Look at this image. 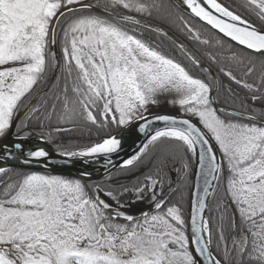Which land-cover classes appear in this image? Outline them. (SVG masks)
I'll list each match as a JSON object with an SVG mask.
<instances>
[{
	"label": "snow or ice",
	"instance_id": "snow-or-ice-1",
	"mask_svg": "<svg viewBox=\"0 0 264 264\" xmlns=\"http://www.w3.org/2000/svg\"><path fill=\"white\" fill-rule=\"evenodd\" d=\"M180 2L194 17L251 50L247 57L233 53L230 60L244 77L258 68V83L221 71L248 89L252 101L264 103V31L218 0ZM240 7L264 22V0H244ZM121 9L148 16L173 11L163 0H0V139L10 133L22 139L18 125L27 128L25 120L33 117L40 127L54 118L97 129L115 126L137 138L143 133L146 141L123 160L121 169L143 165L150 155L155 165L146 182L121 185L122 191L0 166V264H264V111L257 113L247 101L239 110L217 107L210 85L153 47L136 28L126 27L141 21ZM58 36L59 59L54 50ZM57 71L62 74L57 82L62 78L64 83L54 91L49 79ZM165 94H174L171 102L197 117L202 127L171 115H145ZM154 122L164 127L153 128ZM166 141L179 142L185 155L197 157L205 185V195L197 193L190 213L191 244L182 208L178 202L168 204L164 180L156 178L174 158ZM124 143V134L109 131L79 151L58 147L69 162L104 157L112 164V155L123 152ZM24 151L20 142L0 145V159ZM49 159L50 153L37 147L23 163L47 168ZM188 167L184 165L185 172ZM222 180L226 184L217 200L214 248L206 200ZM125 193L132 194V203L147 196L154 211L139 217L126 211L129 204L120 200Z\"/></svg>",
	"mask_w": 264,
	"mask_h": 264
},
{
	"label": "trees",
	"instance_id": "trees-1",
	"mask_svg": "<svg viewBox=\"0 0 264 264\" xmlns=\"http://www.w3.org/2000/svg\"><path fill=\"white\" fill-rule=\"evenodd\" d=\"M218 1L225 6H228L230 10L238 12L240 15H242V17L248 19L250 23L256 27L264 29V22H261L254 13L246 11L245 8L240 7V5L244 3V0ZM145 2H151V0H145ZM163 2L172 8L173 11L171 15H168L167 13L161 14L153 11V14L148 16L146 14L128 12L127 10L121 9L120 11H122L125 15H132L135 19L141 21L140 26L133 24H128L125 26L128 28H136V33L138 35L143 33V37L147 39V41L153 47H159V49L165 54L171 56L183 66H185L193 77L199 78L208 83L214 90L215 81L213 78L207 71L194 63L189 55L184 51V49H187L189 53H191L193 57H195L199 62L210 68L215 73L217 78L218 89L215 99L220 102L218 103L220 107H224L227 110H239L240 105L247 101L248 104L252 105V107L256 109L257 113L264 111V103L261 101H252V93L249 92L248 89L238 85L229 77H227L224 71H221V69H224L225 71H232L237 79H246L249 83H258V68L256 72L252 73V75L244 77L243 72L236 68V66L230 60V57L233 55V53L244 57H247L250 53L236 47L229 41L216 34L207 26L185 14L177 6H175L171 0H163ZM94 3H96V0ZM180 17H183V20H181ZM185 21L187 22L188 26L200 34L201 40L207 39L209 43L204 44L201 43V40L194 39L193 33L189 32L188 28L185 27ZM142 24H146V26ZM162 30L167 31L176 37L181 42L183 47L181 48L174 41L164 35ZM57 39L58 44L56 45V49L57 58L59 59L60 36H58ZM217 41H220L223 46L221 47ZM257 57L259 58V56ZM57 76H62V74L59 71L54 72L49 79V85H52V89L54 91H59V88L64 83L62 78L59 80V82H57ZM229 89H231V93H229ZM234 98L235 102L233 103ZM39 106H41L43 111V105ZM25 123L28 124L27 128H24L22 125H18L22 128L20 135L27 136L30 133L38 134L43 132V137L47 138L58 151H60L58 146H63L73 151H79L83 147L89 146L105 138L109 131L112 135H115L121 130L115 126H113L110 130L97 129L90 123L86 124L83 122L73 125L70 123L57 122L55 118L51 122L45 121L43 127L38 126L35 117H33L31 120H25ZM56 127L70 129V131L56 132ZM49 133H51V136L48 135ZM165 143L173 150L174 158L169 159L167 162V166L164 169V175L162 177L156 178H162L164 180L163 191L166 194V197L170 194L168 204L170 205L172 203L178 202L179 206L182 208L183 217L186 223H188L190 197L193 184L194 156L191 153L185 155L183 149L179 148V142L166 141ZM156 151L158 150L153 149V153ZM151 160L152 156L150 155L147 159H145L143 165H139L136 168L129 170L122 169L105 179L86 183L106 184L108 188H111L115 191H122L121 185L132 187L134 185L146 182V176L155 174V165L151 163ZM185 164L189 166L187 172H185L184 169ZM11 170L31 172L19 169ZM225 184L226 182L222 180L219 188H215V195L212 196L208 209L207 218L210 221L214 233V248L215 233L217 231L215 227L217 218V200L223 196Z\"/></svg>",
	"mask_w": 264,
	"mask_h": 264
},
{
	"label": "water",
	"instance_id": "water-1",
	"mask_svg": "<svg viewBox=\"0 0 264 264\" xmlns=\"http://www.w3.org/2000/svg\"><path fill=\"white\" fill-rule=\"evenodd\" d=\"M171 1L175 6H177L185 14L189 15L193 19H195L198 22L202 23L203 25L207 26L212 31H214L216 34H218L219 36L224 38L225 40L229 41L230 43H232L233 45H235L236 47H238L240 49H243L249 53L251 52V50H247L244 46L238 45V44H236V42L231 41L230 38L223 36V34L219 33L218 30L211 28L210 25H207L206 22L201 21L197 17H194L190 13V10H188L185 6H183L181 4L180 0H171ZM73 7H75V6H73ZM97 11H99V10L97 9ZM142 25L146 26V24H142ZM253 26H255V25H253ZM256 28L258 30L264 31V29H261L259 27H256ZM162 33L181 47V45H182L181 42L176 37H174L171 33L167 32L165 30H162ZM54 50L56 51V47ZM184 51L189 55V57L191 59L193 58V55L191 53H189V51L187 49H184ZM56 53H57V51H56ZM256 55L259 56V54H256ZM195 60H197V59L195 58ZM197 65L200 68L207 71L209 73V75L213 78V80L215 81V88H214V91L212 93L213 98L215 99L217 89H218V83H217V78H216L215 73L210 68H208L206 65L202 64L201 62H199ZM217 107H220V106L217 104ZM229 111H233V110H229ZM20 115H21V117H23L24 112L22 111ZM155 115H171V116H175L178 119H188L191 122L195 123L198 127H202L194 119L187 117V116L180 115V114L153 113V114H148L147 116L153 117ZM140 123H142V122H140ZM133 127H135V125H133ZM152 127L153 128H162V127H164V123L163 122H154ZM125 133H126V130L121 129L117 134H115L117 136L124 134V142L125 143H124V151L123 152H120L118 155L117 154L112 155V157H111L112 164H106L104 157H99L98 159H94V160L92 158H74L71 160V162H69L67 160V158L60 156L59 153L55 151V149L51 145V142L45 137H38L37 134L31 133L28 136H21L23 138L17 140L16 137L12 133H10L8 136L4 137L3 139H0V145H4V144L11 145L14 143V141L20 142V143H22L25 151H24L23 155L17 153L14 158L5 157L3 159H0V166H3V167L8 168V169H19V170H26V171L44 173V174H49V173L50 174H57V175H62L66 178H79V179L83 180L84 182H93V181L102 180V179H105V178L109 177L110 175L116 173L117 171L122 170L120 168V165L123 162V160L127 159L131 154H133L140 147V145L142 143L146 142L143 133H140L138 138L136 137V135H128ZM134 139L136 142L133 145L132 141ZM37 147H43L50 153V159L48 161V167L47 168H45L41 164H38L35 162L29 163V164L23 163V160H24L25 156L27 155V152L30 150H33ZM217 154L219 155V153H217ZM193 156H194V172H193V184H192V191H191V197H190L189 218H188V223H189L188 234L190 236V244H191L192 239H194L192 237L191 229H190V213H191L192 205H193L194 200L196 199L197 193H199L200 196L205 195L204 194L205 185H204L203 178L199 175L197 157L195 155H193ZM84 172L91 173V176L90 177L82 176V173H84ZM214 190H215V188L210 189V193L213 192ZM212 196L213 195L210 194L206 200V204L208 206L206 207V210H205V218L208 217V209H209V205H210V201L212 199ZM192 247H194V244H192Z\"/></svg>",
	"mask_w": 264,
	"mask_h": 264
},
{
	"label": "rangeland",
	"instance_id": "rangeland-1",
	"mask_svg": "<svg viewBox=\"0 0 264 264\" xmlns=\"http://www.w3.org/2000/svg\"><path fill=\"white\" fill-rule=\"evenodd\" d=\"M94 2H95V0H84V3H94ZM56 51H57V49H56ZM213 91L214 90L212 89V93H213ZM174 98H175L174 94H165V95L158 97V103L156 105L150 106L149 111L147 113H145V115L153 114V113H174V114H180L183 116L190 117V118L194 119L197 123H199L197 117L187 114L184 111V109H182L178 104H173L171 101ZM51 145H52V143H51ZM52 147L55 149V147L53 145H52ZM55 151L59 153L58 150L55 149ZM120 200H121V203L129 204V207L126 208V211H128L134 215H136V213H138V211L142 212L143 210L144 211L154 210L152 207V204L150 203V200L147 196H145L143 201L132 203L131 202L132 201V194L131 193H125L124 195L121 196Z\"/></svg>",
	"mask_w": 264,
	"mask_h": 264
},
{
	"label": "flooded vegetation",
	"instance_id": "flooded-vegetation-1",
	"mask_svg": "<svg viewBox=\"0 0 264 264\" xmlns=\"http://www.w3.org/2000/svg\"><path fill=\"white\" fill-rule=\"evenodd\" d=\"M106 198V197H105ZM107 199V198H106ZM144 211V210H143ZM142 211V212H143ZM150 211H154V210H150ZM230 211H231V209H230ZM141 211H138V213H136V215H137V217H139L140 215H141V213H142Z\"/></svg>",
	"mask_w": 264,
	"mask_h": 264
}]
</instances>
